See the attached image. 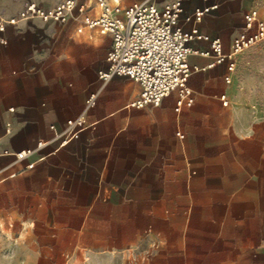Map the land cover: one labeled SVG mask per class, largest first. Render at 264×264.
Returning a JSON list of instances; mask_svg holds the SVG:
<instances>
[{
	"label": "crops",
	"instance_id": "obj_1",
	"mask_svg": "<svg viewBox=\"0 0 264 264\" xmlns=\"http://www.w3.org/2000/svg\"><path fill=\"white\" fill-rule=\"evenodd\" d=\"M22 1L0 0V13L16 14ZM258 1L182 0L183 28L197 26L209 39L191 42L202 52L189 57L197 67L189 81L194 100L180 114L175 90L159 106L136 107L137 81L101 77L111 35L90 38L71 22L40 19L0 32L8 39L0 41L1 148L35 147L95 94L86 110L94 124L64 148L22 160L0 155V264H75L83 257V264H133L147 229L164 237V264H264V140H242L234 128L236 138L219 145L214 136L193 138L200 127L208 133L215 126L198 107L210 94L199 89L226 73V63L208 66L211 40L229 51L244 12ZM205 6L213 7L202 21L187 20ZM222 92L229 95L214 96ZM185 207L192 209L187 218Z\"/></svg>",
	"mask_w": 264,
	"mask_h": 264
},
{
	"label": "built area",
	"instance_id": "obj_2",
	"mask_svg": "<svg viewBox=\"0 0 264 264\" xmlns=\"http://www.w3.org/2000/svg\"><path fill=\"white\" fill-rule=\"evenodd\" d=\"M213 6L197 7L187 20L202 21ZM183 11L182 0H53L44 5L37 0H23L18 12L12 16L0 13V32L4 33L8 25H19L30 19L73 23L75 32H88L90 38L111 35L112 44L107 52L108 67L100 75L108 79L113 75L127 76L141 85L140 95L131 102L132 106H159L171 92L177 91L175 111L180 114L184 106L193 103V91L190 78L196 66L190 63L193 53H201L191 44L196 39H209L197 26L189 30L180 23ZM0 41L7 43L6 36ZM264 41V0L244 12V23L233 37L231 48L225 51L219 38L212 39L213 62L208 66L226 63L224 80L233 82L238 66V58L255 44ZM222 105L231 104L226 92L217 94ZM95 104V94H91L85 103L84 111L76 117L67 119L61 130L55 131L49 138H40L36 146L19 151L0 147V155H13L22 160L42 148L56 152L81 132L94 123L86 119V110ZM55 130V125H51ZM176 134L184 138L178 129ZM34 163L26 164L27 168ZM15 173L13 172L12 175ZM147 239L157 242L160 236H153V231H146ZM152 237V239H151Z\"/></svg>",
	"mask_w": 264,
	"mask_h": 264
},
{
	"label": "rangeland",
	"instance_id": "obj_3",
	"mask_svg": "<svg viewBox=\"0 0 264 264\" xmlns=\"http://www.w3.org/2000/svg\"><path fill=\"white\" fill-rule=\"evenodd\" d=\"M131 1V0H124ZM197 78V71L191 75V82ZM192 84V83H191ZM201 92H208L210 99H202L198 107L209 110L214 128L210 126L209 132L205 126L204 131L200 127L199 132L193 135L198 140L215 138L217 145L226 143L231 139L264 140V41L259 42L248 49L238 58V66L233 82L227 84L220 72L216 80L211 79L206 88L201 87ZM215 91H227L233 104L230 108L223 109L220 100L214 96ZM196 94V93H195ZM197 103V101H195ZM237 129L236 136L231 135L232 129ZM191 207H185V218L191 214ZM170 216V212H169ZM148 230V229H147ZM153 236H160L157 242L146 240L137 245L136 252L132 254L133 264H164L160 261L161 249L164 245V237L159 232L151 229ZM151 237V239H152ZM85 257L78 259L75 264H83ZM167 264H177L175 259H168Z\"/></svg>",
	"mask_w": 264,
	"mask_h": 264
}]
</instances>
